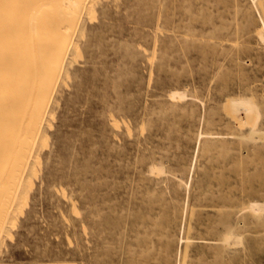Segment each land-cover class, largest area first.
<instances>
[{
  "label": "rangeland",
  "instance_id": "1",
  "mask_svg": "<svg viewBox=\"0 0 264 264\" xmlns=\"http://www.w3.org/2000/svg\"><path fill=\"white\" fill-rule=\"evenodd\" d=\"M86 5L0 264H264V0Z\"/></svg>",
  "mask_w": 264,
  "mask_h": 264
},
{
  "label": "bare ground",
  "instance_id": "2",
  "mask_svg": "<svg viewBox=\"0 0 264 264\" xmlns=\"http://www.w3.org/2000/svg\"><path fill=\"white\" fill-rule=\"evenodd\" d=\"M87 1L0 0V232L10 220L13 204L20 198L22 201L23 190L30 183L29 173L44 122L48 112L54 111H49L53 83L63 72ZM176 94L186 96L179 91ZM239 103L252 105L245 99ZM258 202L249 203L248 209L264 210ZM242 218L248 220L246 215ZM236 222L230 217L224 220L215 259L226 255L233 261L236 250L230 245L240 227Z\"/></svg>",
  "mask_w": 264,
  "mask_h": 264
}]
</instances>
